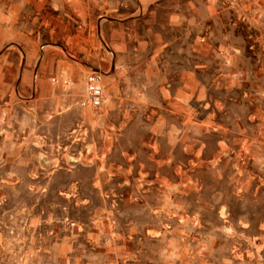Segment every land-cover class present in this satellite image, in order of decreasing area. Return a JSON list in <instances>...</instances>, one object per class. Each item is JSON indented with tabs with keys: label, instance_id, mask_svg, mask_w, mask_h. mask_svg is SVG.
<instances>
[{
	"label": "rangeland",
	"instance_id": "374dc122",
	"mask_svg": "<svg viewBox=\"0 0 264 264\" xmlns=\"http://www.w3.org/2000/svg\"><path fill=\"white\" fill-rule=\"evenodd\" d=\"M17 1L0 0V76L45 69L75 101L36 109L32 86H10L14 141L37 110L49 125L20 152L49 160L0 162L1 264H39L18 252L54 234L84 253L68 264H264V0H106L93 21L59 18L56 32L41 20L63 5ZM121 72L108 95L103 76ZM90 74L101 77L98 109L85 102ZM114 237L130 258L112 254Z\"/></svg>",
	"mask_w": 264,
	"mask_h": 264
},
{
	"label": "crops",
	"instance_id": "0c3cea01",
	"mask_svg": "<svg viewBox=\"0 0 264 264\" xmlns=\"http://www.w3.org/2000/svg\"><path fill=\"white\" fill-rule=\"evenodd\" d=\"M65 2V4H62V2ZM19 5H49L54 10L58 9L59 6H62V12L63 15H57L56 12L51 13L45 17H43L42 24H49V26L46 28L48 32H56V27L54 25V22L61 18L62 20H65L67 25L70 24V22L78 21L80 24L82 22H91L93 21L98 14L106 10L107 3L106 0H19L16 2ZM125 52L122 51V56ZM124 57V56H123ZM50 56L47 58L49 59ZM115 62V67L116 66ZM40 69H44L43 67ZM72 71L76 74H83L82 66H73L71 67ZM96 69V68H95ZM101 71V70H99ZM39 71L36 76L31 77L28 75H21L20 77L14 79L13 76H0V134L3 135L4 133L12 134L10 141L9 140H1L0 141V162L2 164H17V165H37L41 163H47L45 161L49 160L46 157H38L35 155L34 152L31 153H25L23 154L20 152V150L23 149H31L34 150L39 143H41L38 140H32L31 138V132H40L42 125H49L43 123L44 120L48 121V117L43 114H39L37 110L32 113L33 115V128L28 129V136L24 140H17L14 141V128H18L19 131L22 130V128H19V125L16 126L14 124V99L12 92L14 93V89H10V86L14 85V83H17L22 86H32V91H34V95L36 99L34 100L33 104L35 108H38V101H44L48 105L52 106L53 104L56 105L59 101H63L64 103H73L75 101V98H73L68 92H64L63 88H51L49 85V81L47 78V71L44 69L42 72H40L41 75H38ZM124 72H121L120 76L111 75V76H103V88L105 89V92L109 95L112 91L111 86L112 85H119L120 82H123L124 80ZM67 77H70V73L67 74ZM110 86V87H109ZM176 97V96H174ZM173 95H164L163 93L160 94L159 100H173ZM141 97L135 99V101H140ZM66 106V105H65ZM138 109H134V111H129L126 108H123L121 110H118L117 114L119 116H130L132 113L136 114ZM31 115V116H32ZM30 137V138H29ZM9 148L10 152L6 154H2L1 150L2 148ZM14 150H17L14 152ZM42 160V162H41ZM117 164V163H116ZM35 168L31 169L30 171H33ZM30 171H28L27 179L28 182L30 181H36L35 175L31 174ZM122 171V170H121ZM127 170H124L122 172H117L119 176V182H122L121 184L116 181L115 183V191H119L120 188L124 187V183L128 182L129 177H127ZM92 175L91 181L95 182V178ZM10 177V176H9ZM161 178V177H160ZM3 181H14V177H10L7 180ZM75 183H82L83 179L80 177H76L74 179ZM14 185V184H12ZM124 192H132L130 189H126ZM116 239L117 242H120L122 244L121 247H117L114 250H112L113 255H118L120 252H124L127 250V255L129 256L130 250V243L127 242L125 238H116L114 237L112 241V245L114 244V240ZM130 239V237L128 238ZM29 245H27L26 248L23 247L24 252H18L20 254H23V257L32 258V262H38L39 264H46V262L55 260V261H61V262H70V261H77L78 256L84 254L80 253L78 248H76L77 241L75 245H73L72 248V242H69L66 235L60 237V239L57 238V234H54L52 238L50 237H43V238H30ZM2 241L0 240V243ZM120 244V245H121ZM75 246V247H74ZM114 246V245H113ZM20 249V248H19ZM7 252V248L0 246V264L2 261V257L5 256V253ZM16 254V253H15ZM131 254V253H130ZM17 255V254H16ZM63 264H68L67 263Z\"/></svg>",
	"mask_w": 264,
	"mask_h": 264
},
{
	"label": "built area",
	"instance_id": "2783aa9c",
	"mask_svg": "<svg viewBox=\"0 0 264 264\" xmlns=\"http://www.w3.org/2000/svg\"><path fill=\"white\" fill-rule=\"evenodd\" d=\"M101 77L98 74H90L86 77L85 102L92 109H98L103 102V90Z\"/></svg>",
	"mask_w": 264,
	"mask_h": 264
}]
</instances>
